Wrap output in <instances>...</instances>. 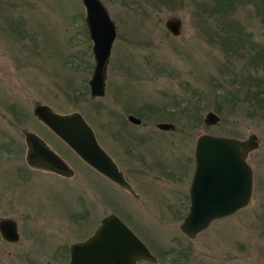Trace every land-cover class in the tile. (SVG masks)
Segmentation results:
<instances>
[{"label":"rangeland","instance_id":"374dc122","mask_svg":"<svg viewBox=\"0 0 264 264\" xmlns=\"http://www.w3.org/2000/svg\"><path fill=\"white\" fill-rule=\"evenodd\" d=\"M116 24L105 94L91 98L92 40L81 0H0V215L18 220L1 264H68L69 245L108 213L156 255L137 264H264V0H102ZM177 14L179 35L164 26ZM79 111L133 192L92 168L33 113ZM219 114L206 124V112ZM133 114L141 119L133 123ZM174 123L160 129L157 122ZM30 130L74 169L32 167ZM257 135L248 205L196 236L179 225L199 134ZM38 237V238H37Z\"/></svg>","mask_w":264,"mask_h":264},{"label":"water","instance_id":"95a60500","mask_svg":"<svg viewBox=\"0 0 264 264\" xmlns=\"http://www.w3.org/2000/svg\"><path fill=\"white\" fill-rule=\"evenodd\" d=\"M85 7V21L92 40L93 72L89 79L91 98L105 94L107 66L110 59L116 24L102 0H81ZM164 26L173 35H179L182 19L169 15ZM33 113L66 142L80 158L106 175L118 185L134 191L131 183L110 154L99 143L93 128L79 111L60 113L45 103L36 104ZM133 123L141 119L128 114ZM220 116L209 110L204 122L212 124ZM157 127L173 129L174 123L159 121ZM27 144L26 161L32 167L49 170L63 176H72L74 169L33 131L24 132ZM258 146L257 135L243 139L201 133L194 149L195 167L189 187V209L179 227L189 237L196 236L216 218L232 214L249 204L252 196V168L246 160L248 152ZM16 241L19 237L17 222L11 218L0 220L5 234ZM68 264H137L139 260L157 259L145 242L117 214L103 216L99 225L87 238L69 246Z\"/></svg>","mask_w":264,"mask_h":264},{"label":"flooded vegetation","instance_id":"af4514ba","mask_svg":"<svg viewBox=\"0 0 264 264\" xmlns=\"http://www.w3.org/2000/svg\"><path fill=\"white\" fill-rule=\"evenodd\" d=\"M118 165V164H117ZM120 168V167H119ZM121 169V168H120ZM124 173V172H123ZM102 174V173H101ZM125 174V173H124ZM104 175V174H103ZM104 176H106V175H104ZM125 176L127 177V175L125 174ZM107 177V176H106ZM108 178V177H107ZM192 178V177H191ZM110 179V178H109ZM111 180V179H110ZM127 180L129 181V179H128V177H127ZM112 181V180H111ZM191 181V180H190ZM114 182V181H113ZM130 182V181H129ZM115 183V182H114ZM115 184H117V183H115ZM118 185V184H117ZM120 186V185H119ZM122 187V186H121ZM124 188V187H123ZM128 190V189H127ZM132 192V191H131ZM188 196H189V194H188ZM4 218H11V219H14L16 222H17V230H18V220L15 218V217H12V216H3V215H0V220H2V219H4ZM5 230H7L8 232H9V227H8V229H5ZM18 233H19V230H18ZM3 236H6V234H3L2 232H1V230H0V239H2V243H9V244H12V243H17V241L19 240V237H20V234H19V237H18V239L16 240V241H13V240H9V239H7V238H5V237H3ZM38 238V237H37ZM70 246V245H69ZM4 254H7V255H11L12 253L11 252H6V248L5 247H3V246H1V248H0V264H1V262H2V260H3V258H4ZM69 258H70V251H69ZM11 260H12V263H9V264H27V263H18V262H15L14 263V257H12L11 258Z\"/></svg>","mask_w":264,"mask_h":264},{"label":"trees","instance_id":"16d2710c","mask_svg":"<svg viewBox=\"0 0 264 264\" xmlns=\"http://www.w3.org/2000/svg\"><path fill=\"white\" fill-rule=\"evenodd\" d=\"M253 96L257 98L259 102L264 100V81H262L260 88H257L255 91H253Z\"/></svg>","mask_w":264,"mask_h":264},{"label":"bare ground","instance_id":"6f19581e","mask_svg":"<svg viewBox=\"0 0 264 264\" xmlns=\"http://www.w3.org/2000/svg\"><path fill=\"white\" fill-rule=\"evenodd\" d=\"M0 230H1V229H0ZM1 232H2L3 234H5L3 230H1ZM9 233H12V231L10 230V226H9V232L6 234V236H8Z\"/></svg>","mask_w":264,"mask_h":264}]
</instances>
